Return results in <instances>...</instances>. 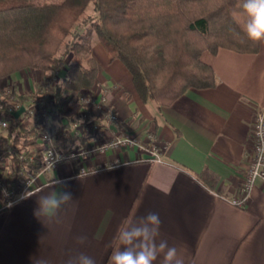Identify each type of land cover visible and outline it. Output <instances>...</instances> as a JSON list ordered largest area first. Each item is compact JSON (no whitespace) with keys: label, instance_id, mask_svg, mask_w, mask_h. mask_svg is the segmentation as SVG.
Masks as SVG:
<instances>
[{"label":"crops","instance_id":"1","mask_svg":"<svg viewBox=\"0 0 264 264\" xmlns=\"http://www.w3.org/2000/svg\"><path fill=\"white\" fill-rule=\"evenodd\" d=\"M260 46L253 54L205 51L202 61L217 73V87L189 90L160 107L141 101L129 71L110 63L103 44H96L102 88L121 127L142 139L157 134L169 146L163 161L119 150L94 157L88 173L75 163L45 173L39 191L0 212V264H66L79 252L107 264L117 229L141 226L150 212L162 221L158 239L175 246L183 264H264V184L251 191L245 207L230 202L251 161L256 108L264 107V42ZM25 81L31 89L33 81ZM116 160L120 165L112 166ZM204 169L218 175L217 189L198 179ZM58 192L70 199L54 215H42V198ZM81 235L84 244L77 242Z\"/></svg>","mask_w":264,"mask_h":264},{"label":"trees","instance_id":"2","mask_svg":"<svg viewBox=\"0 0 264 264\" xmlns=\"http://www.w3.org/2000/svg\"><path fill=\"white\" fill-rule=\"evenodd\" d=\"M243 2L63 0L15 4L0 0V80L28 69L44 75L66 69L55 86L54 106L47 105L33 118L34 124H45L56 109L62 113L77 94L101 83L93 48L103 44L110 63L117 61L129 71L141 101L168 107L189 90L217 87V73L202 61L205 51L224 48L253 54L260 50L261 42L250 41L243 31L246 17L235 15L242 12ZM91 3L93 13L88 12ZM67 92L70 95L65 98ZM8 98L0 97V119L11 122L6 141L29 147L36 142L38 131L23 124L25 114L15 118L21 108L13 112L9 104L4 106ZM25 100L19 95L16 102L25 104ZM39 166V161L33 165L35 169ZM197 177L206 187L217 189L219 177L211 170L204 169Z\"/></svg>","mask_w":264,"mask_h":264},{"label":"built area","instance_id":"3","mask_svg":"<svg viewBox=\"0 0 264 264\" xmlns=\"http://www.w3.org/2000/svg\"><path fill=\"white\" fill-rule=\"evenodd\" d=\"M56 80L47 81L39 89L40 99L30 98L27 104L17 102L10 111L25 107L24 120H32L40 115L47 105H53L55 100ZM59 81V80H58ZM14 86L6 85L0 88V97H13L16 90ZM51 88L54 92L50 93ZM50 89V90H49ZM81 92L79 100L85 109L79 119L71 120L65 117H56L57 121L45 124H32L38 131V137L29 147L13 146L9 143L8 134L5 132L11 122L0 119V212L8 211L5 205L15 201L26 189L31 193L43 187L40 177L48 172H55L62 164L75 163L80 168V173H88L93 168L87 163L96 156H107L110 153L125 151H141L147 154L145 160L162 162L163 155L168 149V143L161 142L158 135L149 133L144 139L136 136L121 126L120 116L114 106L109 102L108 94L99 91ZM253 127L251 130L253 151L250 163L240 187L239 196L230 200L233 205L245 207L251 191L259 182L264 184V107L256 108ZM57 111L53 113L56 114ZM58 114V113H57ZM54 118V116H50ZM29 125V123L27 124ZM9 154L3 155V151ZM40 162L39 168L33 167ZM121 161L116 160L111 165L119 166ZM52 167H49V165ZM218 195V194H217Z\"/></svg>","mask_w":264,"mask_h":264},{"label":"clouds","instance_id":"4","mask_svg":"<svg viewBox=\"0 0 264 264\" xmlns=\"http://www.w3.org/2000/svg\"><path fill=\"white\" fill-rule=\"evenodd\" d=\"M240 7L242 12L235 15L246 17L243 31L247 38L254 43L264 42V0H244ZM49 167L52 165L50 164ZM76 179H80V174ZM56 183L64 182L57 179ZM30 196L31 193L26 189L15 201H9L5 206L11 208L29 199ZM68 199L70 196L65 192H58L54 197H44L39 203L38 210L44 216L54 215ZM36 211L34 210V215ZM161 224L159 214L150 212L141 226H120L113 238L114 250L109 257V264H155L161 257L160 264H183L177 248L169 246L165 239H158ZM86 240V236L77 237L79 244H84ZM39 264H47V262L40 261ZM66 264H96V261L92 256L79 252L76 256L70 257Z\"/></svg>","mask_w":264,"mask_h":264},{"label":"rangeland","instance_id":"5","mask_svg":"<svg viewBox=\"0 0 264 264\" xmlns=\"http://www.w3.org/2000/svg\"><path fill=\"white\" fill-rule=\"evenodd\" d=\"M62 1L63 0H13V3L22 4L25 2H29V3H35V4H37V3H39V4H50V3H62ZM93 8H94V4L91 3L88 6V12L93 13L92 12V11H94ZM69 58L72 59V55H70ZM66 71L67 70L64 68H58V69H55L51 74L44 75V73L41 71H40V73L35 72V71L30 72L28 69V71L24 72V74H25L24 77L21 76L22 72H19L20 74L17 73L15 75L10 76V77L3 78L2 80H0V88L4 87L6 85H9V86L12 85V87L14 86L13 89L16 90L15 93L17 95L16 98L9 97L8 98L9 100H6V102L4 103V106H7L9 104V107L11 108V110L13 108H15L16 103L19 102V101L16 102V99L19 95H24L26 97V100H25L26 104L30 98L40 99V94H38V93H39V89L42 87V84L44 85L47 81H51L53 79L54 80L55 79L60 80L61 78L64 77V74H66ZM26 78L27 79L29 78V80L33 81L32 85H31V89H29V87L26 86V81H25ZM58 80H56V82H58ZM92 89H94L93 91H95V93H98L99 91L106 92L102 88V83H97ZM52 92H54V90L51 88L50 93H52ZM69 95H70V93L67 92L64 95V97L67 98ZM79 96H80V93L77 94V96L75 98H73L69 102V104H67V107L65 108V110L62 113H60L56 109L58 114L57 113L54 114L53 115L54 118L49 119L50 122L55 121L57 119L56 117L62 118L63 116L69 117V119H71V120L72 119L73 120L79 119V115L82 114V112H84V109H85L84 104H82V102L79 100ZM1 99H4V98H1ZM32 122L33 121L31 119L30 120L29 119L24 120V124L27 125L29 123L28 126H30V124H32ZM5 133L8 134L7 131Z\"/></svg>","mask_w":264,"mask_h":264},{"label":"water","instance_id":"6","mask_svg":"<svg viewBox=\"0 0 264 264\" xmlns=\"http://www.w3.org/2000/svg\"><path fill=\"white\" fill-rule=\"evenodd\" d=\"M25 111V107L22 106L21 110H19L16 115L15 118L17 119L23 112Z\"/></svg>","mask_w":264,"mask_h":264}]
</instances>
